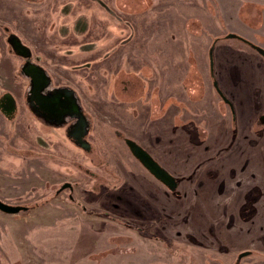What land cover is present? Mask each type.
<instances>
[{
	"label": "rangeland",
	"instance_id": "374dc122",
	"mask_svg": "<svg viewBox=\"0 0 264 264\" xmlns=\"http://www.w3.org/2000/svg\"><path fill=\"white\" fill-rule=\"evenodd\" d=\"M263 9L0 0V200L26 207L0 211V264H264V98L257 110L245 80L227 81L233 96L215 77L230 60L238 75L229 35L257 44Z\"/></svg>",
	"mask_w": 264,
	"mask_h": 264
},
{
	"label": "crops",
	"instance_id": "0c3cea01",
	"mask_svg": "<svg viewBox=\"0 0 264 264\" xmlns=\"http://www.w3.org/2000/svg\"><path fill=\"white\" fill-rule=\"evenodd\" d=\"M246 5H250V6H257V4L255 2H251V3H247ZM263 13H264V9H263ZM256 14V13H255ZM240 16H243V18L245 19V23H247L249 25L248 22V17H249V12L246 14L240 13ZM252 17V16H251ZM262 17H258V27H261L262 24L264 23V17L263 19H261ZM257 39L258 40H254L256 41L257 44H254L253 42H250L248 39H251V36H246L247 38H242L241 39L245 40H240L238 38H234L236 40H238L241 43V48L240 50V60H241V68L239 69V73L238 75L233 78L231 76H229L231 68L233 67V63L231 62V60L226 64L223 65V63L219 64V69L224 70V74H221L219 76L215 77L219 79V86L221 87V89L223 90L224 94L225 91L229 90L231 92V94L233 95L235 90L231 89V83H227V81H235V80H245L248 85H249V97L251 100V96H252V90L251 88H255L257 90V99L258 102H261V98H264L263 95V90H264V57H262L259 53H257L251 46L250 44H253L255 46L260 47L263 51H264V36L260 35V34H256ZM239 37V36H237ZM214 71H215V67H214ZM257 75V79L255 80V82L252 80V75ZM221 90V91H222ZM245 90V89H244ZM245 94V92H244ZM226 95V94H225ZM234 96V95H233ZM262 103V102H261ZM76 116V115H73Z\"/></svg>",
	"mask_w": 264,
	"mask_h": 264
},
{
	"label": "water",
	"instance_id": "95a60500",
	"mask_svg": "<svg viewBox=\"0 0 264 264\" xmlns=\"http://www.w3.org/2000/svg\"><path fill=\"white\" fill-rule=\"evenodd\" d=\"M233 36L234 35H229L230 38H233ZM251 47L262 57H264V51L261 48L255 45H252ZM210 67L212 70V64ZM214 85L218 95L223 99L224 102L229 103L223 93L218 89L217 84L214 83ZM124 142L127 145L131 155L150 175H152L158 182L163 184L170 192L175 191L178 185L176 179L172 177L164 168H162L148 152H146L142 147L132 140L124 139ZM64 189H71V185L69 183H63L59 186L56 193L58 194ZM0 211L6 214H17L19 212L26 211V207L9 205L0 200Z\"/></svg>",
	"mask_w": 264,
	"mask_h": 264
},
{
	"label": "flooded vegetation",
	"instance_id": "af4514ba",
	"mask_svg": "<svg viewBox=\"0 0 264 264\" xmlns=\"http://www.w3.org/2000/svg\"><path fill=\"white\" fill-rule=\"evenodd\" d=\"M210 75H211V74H210ZM212 76H213V75H212ZM212 76H211V77H212ZM218 89H219V88H218ZM216 92H217V91H216ZM217 94H218V93H217ZM219 97H220V96H219ZM225 98H226V97H225ZM253 98H254V97L251 98V101H253ZM220 99L223 101V99H222L221 97H220ZM226 99L228 100L229 103L224 102V101H223V102L226 103V104L228 105V107H229L230 110H233V105H232L231 101H229L228 98H226ZM254 100H255L254 103L257 104V107H258L257 110H258V109H259V106H258V103H259V102H258L257 97H255ZM71 116H73V115H71ZM73 117H75V116H73ZM71 118H72V117H71ZM71 118H70V119H71ZM258 118H259V117H258ZM73 119H75V118H73ZM71 122H72V121H71ZM176 181H177V180H176ZM178 184H179V183H178ZM162 185H163V184H162ZM163 186H164V185H163ZM177 186H178V185H177ZM164 187H165V186H164ZM165 188H166V187H165ZM71 189H72V188H71ZM71 189H68V190L71 192ZM166 189H167V188H166ZM176 189H177V187H176ZM176 189H175V190H176ZM56 192H57V191H56ZM56 194H57V193H56ZM174 195H175V194H174ZM69 196H70V197H69ZM69 196H68V197L71 199V195H69ZM260 197H261V195H260L255 201L251 202V207H253L254 204H256V203L260 200ZM245 200H247V197H246V196H245ZM245 200H244V203H245ZM244 203H243V205H244ZM253 208H254V207H253ZM254 215H255V214H254ZM254 215H252L249 219L253 218ZM240 217H241V215H240ZM188 238H189V236L186 237V239H188ZM188 240H189V239H188Z\"/></svg>",
	"mask_w": 264,
	"mask_h": 264
},
{
	"label": "trees",
	"instance_id": "16d2710c",
	"mask_svg": "<svg viewBox=\"0 0 264 264\" xmlns=\"http://www.w3.org/2000/svg\"><path fill=\"white\" fill-rule=\"evenodd\" d=\"M234 36H235V35H234ZM234 36H233V37H234ZM235 37L238 38V39H240V40H243V39H241L240 37H237V36H235ZM235 37H234V38H235ZM186 132H187L188 135H189V139L192 140V143H195V142L193 141V139L195 140V138H193V139L191 138L192 130H189V131L187 130ZM172 193L176 195V194H177V191L175 190V191H173ZM247 195H250V194H247ZM247 201H248V202L251 201V196H249V198L247 199ZM250 205H251V204H250ZM243 217H244V216H243ZM244 218H245V217H244ZM245 220H247V219H245Z\"/></svg>",
	"mask_w": 264,
	"mask_h": 264
}]
</instances>
